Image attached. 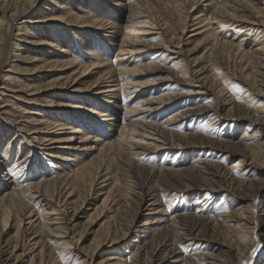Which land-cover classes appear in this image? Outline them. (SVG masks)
Segmentation results:
<instances>
[{
    "label": "bare ground",
    "instance_id": "6f19581e",
    "mask_svg": "<svg viewBox=\"0 0 264 264\" xmlns=\"http://www.w3.org/2000/svg\"><path fill=\"white\" fill-rule=\"evenodd\" d=\"M161 1L99 0L101 9L92 12L85 6L81 15L77 12V9L81 8L75 6L83 4L81 0H0V14L3 15L0 23V68L7 65L9 69L6 71L16 74L13 78L15 88L9 90L0 88L5 90L0 91V95H5L6 91H12L16 95H48V101L43 107L48 110L49 117L56 118L53 124L50 118L41 122L38 118L29 116L22 124L6 122L4 112H0L2 120H0V264H17L21 259L27 264H70L68 263L70 258L66 260L63 258L69 251L78 248L77 242L72 246L73 239L69 237L70 225L79 217L81 206L92 197L98 199V203L87 216L88 223L94 225L101 223L104 233L100 235L93 248L89 249V255L85 254L86 250L81 249L84 259L72 264H166L167 258L171 256L175 258L174 256L182 252L181 243L187 240L195 243L200 240L214 243L219 247H216L217 249H221L219 252L221 256L215 255L214 259H211V255L185 256L187 258H182L181 264H206L207 262L203 261L205 257L211 259L209 264H221L219 260L222 264L245 262L264 264V255L259 253L260 256L252 255L253 249H257L264 241V213L262 215L258 213V209L264 207V181L256 177L248 179L250 174L264 172V115L261 118L256 116L264 114V101L260 111L244 108L242 104H232L230 110L237 112V115L232 117L226 113V119L250 121L247 131L252 132V129H256L254 133L247 134L249 140L247 144L244 141L236 144L220 141L201 132L181 134L166 128L175 120L194 118L208 110L216 113L209 121L223 119L226 106L232 103L225 99L223 87L225 80L237 79L239 83H235L234 89H243L247 94L256 92L264 99V41L263 43L257 41L258 43L249 46L242 44V41L235 43L225 40L219 37L218 32L210 24L211 20L226 18L232 22H244L253 27L264 28V0L216 1L212 4L210 17L200 18L196 17L197 14L191 15L195 13L200 0H182L185 6L191 4L193 7V11L186 15L185 20L191 18L199 20L195 24L198 28L191 33V37L205 34L204 37L211 43L208 50L210 62L208 61L209 63L198 71L191 69L187 80L179 79L172 69H166L159 63L142 66L134 63L133 56L144 53L154 46L188 59L201 45L197 44L187 51L175 45L176 50L171 51L169 48L173 45V38H165L169 46L132 39L130 29L138 27L136 19L147 18L144 14L148 13L149 20H152L150 17L152 12L161 6L169 22L177 26L182 34L186 31L187 25L181 22L179 6L164 3L163 7ZM91 3L92 1H89L86 4L90 6ZM109 3L117 6L113 7L115 13L126 7L128 14L124 24H114V31L106 34V28L109 26L107 18L114 15L121 17L119 14L113 15L112 9L106 8L105 4ZM53 5H58L59 9L54 12L52 20L64 21L71 27L86 25L94 32H104L99 36V40L90 33L91 38L81 42L83 48L89 51L86 58L92 63L85 65L75 60L71 51L63 49L61 39L54 38L46 29L35 30V27L30 26L27 31V39L34 46L40 47L39 50L45 51L44 54L35 52L30 54L31 47L20 44L21 39L11 38L10 33L19 17L29 19L30 14L42 12L43 7L53 11ZM205 28L212 31L206 34L203 30ZM144 33H148V30L140 32L141 35H146ZM18 35L19 33L15 36ZM261 37H264V33ZM109 45L116 46L115 50ZM103 47L106 48L108 56L116 51L113 62H109L99 53ZM54 49L57 53L50 52ZM165 51L154 54L152 60L159 58ZM172 59L174 58L169 57L162 63ZM230 60L247 63L246 67L252 66V69L246 71L243 67L231 72ZM215 66L222 69L221 78L212 76ZM53 67L61 68L58 71H63L64 68L74 70L67 78L57 77L51 81H44L41 72ZM104 69L108 70L104 72ZM154 72L172 74L169 76L174 77L177 84L193 85L197 82L200 88L190 91H195L194 95L200 96L210 93L213 100L208 105L205 103L178 111L165 123L152 122L149 117L167 109V105H171L169 103L181 95L171 93L158 99H145L135 103L141 92L139 89L151 84H137L134 78ZM6 76L0 70V81ZM89 79L93 80L84 89L86 95L74 98L77 103H71L72 100L69 99L72 98H66V91L70 89V93L73 94L82 92L83 90L77 87L86 85ZM25 104L35 105L30 100ZM120 109L123 111H119ZM27 110L20 108V113L25 111L29 115L37 113ZM117 123L118 130L115 134L111 128ZM42 125H46L44 131L39 128ZM51 128L54 130L51 131ZM148 131L156 137L151 138ZM103 132L109 135L108 141H101L99 134ZM19 133H26L25 137ZM11 134L13 136L7 140L6 147L1 151L3 142ZM15 141L18 147L12 149ZM61 143L64 144V148L61 149L68 153L70 151L72 158L63 156V153L51 154L55 160V175L43 176L40 180L27 184L23 178L25 172L34 165L31 163L33 154L41 148L50 152L47 148L52 149L53 145ZM193 145H205L211 150H217L216 152L222 154L224 159L236 157L238 160L231 168L224 169L207 161L201 162L199 159L201 167L193 163L189 167L182 165L179 168L172 166L164 170H155L154 167L148 168L139 164L135 158L137 154L144 152L171 150L172 147L178 149L194 147ZM22 149L26 154L23 158L17 159ZM13 157L17 159L20 169L8 166ZM25 163L28 164L25 166ZM206 174L211 176L205 177ZM204 183L209 184L203 185ZM191 189L204 203L198 212L204 209L210 198H214L220 190L229 194L227 199L230 203L236 198L242 200L240 203L242 205L233 212L224 211L214 218H206L203 215L205 210L203 214L196 211L192 214L173 215L168 228L151 236L147 246L139 248L130 262H121L119 257H111L105 250V247L113 248L131 234L138 233L141 229L145 230L149 225L147 221L141 228L136 225L142 204L149 194L152 196V204H155L160 203L169 194L176 196ZM14 222L18 225L17 232L6 239ZM223 223L230 224L228 226ZM216 232H220L218 236H221V239L217 237ZM79 236L80 243L84 235ZM26 250H31L30 260L26 258ZM179 259L180 257L172 264H177Z\"/></svg>",
    "mask_w": 264,
    "mask_h": 264
},
{
    "label": "rangeland",
    "instance_id": "374dc122",
    "mask_svg": "<svg viewBox=\"0 0 264 264\" xmlns=\"http://www.w3.org/2000/svg\"><path fill=\"white\" fill-rule=\"evenodd\" d=\"M89 1H92L91 5L89 6ZM99 0H81L83 4H75L77 8V12L82 15L84 11V7H88L90 11L97 12L100 7ZM112 1V0H111ZM200 0L199 4L196 6L195 13H191V15L197 14L196 17L200 18L203 16L210 17V14L212 12L213 2L220 1L224 2V0ZM85 2V3H84ZM98 2V3H97ZM219 2V3H220ZM163 7L164 3L169 4L171 6L177 5L179 6V9L181 10V22L184 24L186 23L187 29L182 34L177 28V26H174L171 24L167 18V16L164 14L162 10V6L155 9L152 12V20H149L148 13H145L144 15L146 17H141L139 19H136V24L138 27L130 29V35L132 39H142L145 40L146 43H159L163 45H170L169 43H166L167 39L173 38V45H170L169 50L174 51L175 45L180 46L181 49L188 50L190 48H193L197 44H201L194 52L191 53L188 59H185L184 56L179 54H171V52H166L165 49L162 47H152L151 49H147L144 53H139L134 58V63L139 64L140 66L146 65V64H161L166 69H172L175 72V75L179 77V79L187 80L190 77V70L196 69L197 71L201 69L206 63L210 62L211 56L210 52H208L211 43L206 39L205 34L200 35L199 37H191V33L195 30H197L198 26L195 25L198 21H195L193 18L185 20L186 15L189 12L193 11L192 5H186L182 3V0H162L161 1ZM113 5V6H112ZM98 6V7H97ZM106 8L112 9V14H119L118 17L116 15L108 17L109 26L106 28V34L114 31V24L121 23L124 24V21L127 20V8L124 7L119 12L115 13L113 3H109L106 5ZM108 6V7H107ZM53 11L48 7H43L42 12H35L30 14V18L25 17H19L18 21L15 23L12 31H11V38L14 40H22L20 44H23L25 47H31L30 54L35 52V54H44L42 50H39L40 47L34 46L28 39L27 31L30 29V26L35 27V30H49L50 35L54 36V38H59L63 42L62 46L63 49L69 50V52L72 54L73 58L77 60L78 62H82L83 64H90L92 61L90 59H87L86 56L89 55V51L82 46V41L89 40L91 38L90 33L94 34L97 40H99V36L104 32H94L92 29L86 27V25H78L77 27H71L70 24L65 23L64 21H55L52 20V16L54 12H57L59 7L54 6ZM95 7V8H94ZM114 7V8H113ZM101 9V8H100ZM78 14V15H79ZM105 15V14H102ZM102 17V16H101ZM148 19V20H147ZM3 20V15L0 14V23ZM52 20V21H51ZM192 21V22H191ZM25 22V23H24ZM211 27L215 29V31L218 32L219 37H222L225 40L233 41L235 43H239L242 41V44H247L249 46H252L255 43H263L264 37H261V35L264 33L263 27H257V26H250L247 23L244 22H232L229 20H226V18H221L218 21L211 20L210 21ZM249 25V26H248ZM161 27V29H160ZM252 27V28H251ZM257 27V28H256ZM46 29V30H44ZM148 30V33H144L146 35H141L140 32ZM205 33L212 31V29H203ZM18 36H15L18 34ZM110 35V34H109ZM134 37V38H133ZM167 38V39H165ZM95 39V40H96ZM195 39V40H194ZM60 41V42H61ZM258 41V42H257ZM180 43V45H179ZM108 46V45H107ZM112 49L115 50L116 46L109 45ZM100 49L99 53L106 59L109 60V62H113L115 59L116 51L110 56H108V53L106 52V48ZM48 50V48H47ZM37 51V52H36ZM165 53L161 55L156 60H152V57L154 54L161 52ZM51 53H57L54 50L50 51ZM75 52V53H74ZM10 54V53H9ZM169 57H173L174 59L169 60L166 63H162L165 60H168ZM191 58V59H190ZM13 60V58L11 59ZM209 61V62H208ZM161 62V63H160ZM245 65V66H244ZM247 63H238L234 60H230L229 67L230 71H236L243 67L246 68V71L251 70L252 66H249L250 68L246 67ZM5 67V68H4ZM195 67V68H194ZM216 68V69H215ZM234 68V69H233ZM9 69L7 65H2L0 68L1 72L3 74H6L4 80L0 81V88H4L5 90L13 89L15 88L16 83H14V76L15 73H9L6 70ZM61 69V68H59ZM58 68H47L46 70H43L41 72V75H43L44 81H51L56 79L57 77H63L67 78L74 70V69H63V71H58ZM69 70V71H68ZM108 69H104V72H106ZM6 71V72H5ZM212 76L214 78H221L223 75V71L219 67H214L212 71ZM215 74V75H214ZM169 75H172L170 73L167 74V72H154V73H144L142 75H138L135 79V83L139 84H151L146 86L145 88H140L139 91H141L139 96L137 97V100H135V103H138L139 101H143L145 99H158L164 95L167 94H181L180 97L174 99L167 105V109L161 111V113L156 114L152 117H149L148 119L152 122H156L158 124H162L167 122L169 119L173 117L178 111L181 110H187L192 107H196L198 105H203L205 103L210 104L213 100V97L210 93H207L206 95H194L196 94L195 91H190L191 89H199L200 84L195 82L193 85H185V84H177V81L175 78H170ZM169 76V77H168ZM139 77V78H138ZM227 79V78H226ZM93 79H89L87 81L86 85L78 86L80 90L86 89L87 85L91 83ZM235 83H239L237 79H229L225 80L223 82V87L225 89V99L227 101H232L231 104H228L225 108V111L223 112V119L219 118L218 120L211 122L209 121L212 116L216 115L215 111L208 110L205 111L203 114L196 116L194 118L189 117L184 119L183 121L181 119L175 120L172 122V124L167 125L166 128L177 133L181 134H190V133H203L207 137L216 138L220 141L225 142H232L233 144L239 143L241 141H244V143H248V135L254 133L256 131L252 129V132L247 131V126L251 124L250 121L246 119H239L235 120L232 118L233 116L237 115V112H231L232 104H242L244 108H248L250 110L255 109L254 111H257L262 109V103L264 99L256 94V92H253L251 94L244 93L243 89H234ZM240 85V84H239ZM104 87V86H101ZM106 87V86H105ZM242 87V85H240ZM147 88V89H146ZM4 89H1L0 91H5ZM70 89L66 91V98H72L69 100H72L71 103H77L74 98L76 97H82L86 95V91H82L80 93H70ZM57 93H61L60 91H55ZM189 93V95H185V93ZM5 95H0V112H4L5 118H7L6 122H20L24 124L23 121H25L29 116L38 118L41 122H45V119H49L51 123L56 122V118L49 117L48 116V110L43 107L44 103L48 101V95H33L29 96L26 94H14L12 91H6L4 92ZM227 97V98H226ZM30 100L31 102H34L35 105H26V101ZM68 100V99H64ZM138 101V102H137ZM245 105V106H244ZM20 108H27L29 112L36 113L33 115H29L26 111L23 113H20ZM97 109V108H96ZM27 110V111H28ZM119 111H123V109H120ZM253 111V112H254ZM227 114L231 115L232 119H226ZM233 113V114H232ZM264 114H256V116H259L260 118ZM100 119V118H99ZM1 120V119H0ZM2 121V120H1ZM8 124V123H6ZM110 124V123H109ZM204 125H207V130L204 129ZM32 127L33 125H28ZM46 125H42L41 129L43 131L45 130ZM34 127V126H33ZM54 126H52L53 128ZM115 127V128H114ZM51 128V129H52ZM115 134L116 130H118V123L116 126H113L111 128ZM52 129L51 131H53ZM152 131V130H151ZM94 132V131H93ZM149 132V131H148ZM150 133V137L154 138L156 137L155 134L152 132ZM20 135H23L26 133H19ZM13 134H11L8 138L5 139L3 142V147L1 148V151L3 148L6 147L7 140L12 137ZM101 141H108L109 135L106 133H100L99 134ZM159 136V135H158ZM112 140V139H111ZM110 140V141H111ZM64 144H56L52 146V149L47 148V150H50V152L46 151L45 149L39 150L38 152H35L31 158V163L34 165L26 171L25 169V175L24 178L26 180V183L29 184L30 182H35L37 180H40L43 176H54L56 173V169L54 167V159L51 157V154L56 153H63V156H66L67 158L71 159L72 153H69L65 151L63 146ZM194 147H186V148H176L172 147L171 150L164 149L159 151H150V152H144L137 154L135 158L137 159V162L139 164L144 165L148 168L154 167L156 169L164 170L167 167H189L191 164H196L197 166L201 167L202 164L200 162L198 163V160L200 159L202 161H207L212 163L213 165H218L221 167V169L224 168H231L235 161L238 160V158H227L224 159V156L214 150H211L208 146H199V145H193ZM17 142L15 141L13 143L12 149L17 148ZM40 148V147H39ZM26 151V148H25ZM23 149L20 153V155L17 156V159L20 157L23 158L26 154ZM48 153V154H46ZM66 155H65V154ZM98 154V152H94ZM93 153V155H95ZM16 155V151L14 152ZM193 154V155H192ZM15 157H13L12 161L8 164L9 167H16L20 169L19 163ZM28 163H25L26 166ZM7 167V166H6ZM4 167V168H6ZM8 168V167H7ZM17 169V170H18ZM211 175H205V177H210ZM239 176V174H238ZM258 178L261 181H264V172H257L254 174H250L248 179L251 178ZM209 183H204L203 185H208ZM219 193L214 196V198H210L209 203L206 205L204 209L198 212L200 208L203 207V201L202 198H199L196 196V192L191 189L188 190L180 195L173 196L172 194H169L165 196L160 203L156 202L155 204H152V196L149 194V197H146L145 201L142 204L141 207V214L136 220L137 227L141 228L145 221L149 222V225H147L144 229H141L140 232L131 234L130 237H127L125 240L119 242L117 245H115L113 248L107 249L109 255L111 257L120 258L119 260L121 262H130L132 261V256L139 248H143L147 246V243L151 239L150 237L159 233L161 230L168 228V226L171 223V219L173 215H183V214H192L196 211L198 214H203V210L205 214H203L206 218H214L218 214L226 211V212H233L235 209L239 208V205L242 202V200H238L234 198L231 203L228 201L227 196L229 194L226 193L224 190L218 191ZM212 196V194H211ZM98 199L96 198H89L87 203L82 205L81 212L79 213V217L75 218L70 225L69 230V237L73 239L72 246L75 245L77 242L78 248L73 251H69L63 260H66L67 258H70L68 260V263L72 264L75 261H82L84 259L82 253V250L85 251V254H90L88 251L90 248H93L95 245V242L98 240L101 234H103V228H101V223L94 225L91 223H88V215L92 212L94 209V206L98 203ZM157 200V199H156ZM159 200V199H158ZM233 204V205H231ZM258 213L262 215L264 213V207H261L258 209ZM155 222V223H154ZM225 225H228L230 223H223ZM18 225L15 224V222L12 224L10 230L8 231V236L6 239L11 237L17 232ZM83 234V240L79 243V235ZM217 237L221 239L220 232H216ZM21 235V234H20ZM64 242V241H63ZM182 252L178 253L175 258H172L173 256L166 259V264H172L174 260H176L178 257H180L177 264H181L182 258H187L185 256H200V255H211V259H214L213 256H221L219 248L214 243H206L203 240H200L198 242H191L189 240L184 241L181 243ZM217 247V248H216ZM82 249V250H81ZM104 250V249H103ZM104 250V251H105ZM258 256L259 254L264 255V241L255 249ZM31 250H26V258L27 260L31 259V253H29ZM259 253V254H258ZM108 256V255H105ZM260 256V255H259ZM224 257V255L222 256ZM211 259H208L207 257L203 258V261H206V264H209ZM219 263L222 264V261L219 260ZM17 264H27L25 260H20ZM247 264H251L250 262H247Z\"/></svg>",
    "mask_w": 264,
    "mask_h": 264
},
{
    "label": "snow or ice",
    "instance_id": "6c2138e0",
    "mask_svg": "<svg viewBox=\"0 0 264 264\" xmlns=\"http://www.w3.org/2000/svg\"><path fill=\"white\" fill-rule=\"evenodd\" d=\"M207 127H208L207 125H204V129H205V130H207ZM255 254H256V250L253 249L252 255H255ZM245 264H247V262H245Z\"/></svg>",
    "mask_w": 264,
    "mask_h": 264
}]
</instances>
